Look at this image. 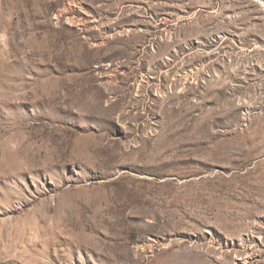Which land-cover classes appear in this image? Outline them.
I'll return each mask as SVG.
<instances>
[{
  "label": "rangeland",
  "instance_id": "374dc122",
  "mask_svg": "<svg viewBox=\"0 0 264 264\" xmlns=\"http://www.w3.org/2000/svg\"><path fill=\"white\" fill-rule=\"evenodd\" d=\"M0 264H264V0H0Z\"/></svg>",
  "mask_w": 264,
  "mask_h": 264
}]
</instances>
